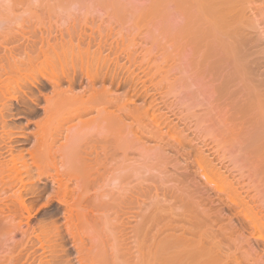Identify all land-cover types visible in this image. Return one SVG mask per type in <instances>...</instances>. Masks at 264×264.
Returning <instances> with one entry per match:
<instances>
[{"label": "rangeland", "instance_id": "1", "mask_svg": "<svg viewBox=\"0 0 264 264\" xmlns=\"http://www.w3.org/2000/svg\"><path fill=\"white\" fill-rule=\"evenodd\" d=\"M182 1L0 0V91L6 92L4 100L0 94V108L5 101L10 108L8 112L0 109L6 120L4 125L0 123V264H157L167 252V257L176 250L182 255L189 250L191 255L194 248L210 250V256L214 255L209 258L211 263L218 259L216 263L222 264H264V0H240L244 6L237 0L244 17L234 11L235 19L241 15L234 20L243 18L237 22L247 29L229 21V28L230 23L235 30L240 26L238 33L227 27L236 40L221 35L222 40L236 41L232 44L236 54L242 47L237 48L238 40L246 35L242 48L246 55L240 51L236 57L238 62L244 55L245 70L231 65L235 52H230L232 61L226 53L230 57L224 58V64L225 54H221L223 60L212 55L214 49H227L228 41L221 42L218 34H211L217 26L209 27L214 29L209 33L207 23L206 34L199 27L200 19L189 14L190 9L196 11L195 5L189 8L185 5L188 0ZM189 1L188 6L200 2ZM202 21L204 24V18ZM197 30L208 35L203 34L202 40L220 39L222 44L215 43L221 48L204 43L212 48L204 51ZM206 50L212 54L206 56ZM65 55L76 57L66 68L71 74L73 68L77 70L73 90L82 92V97L92 90L81 74L80 63L87 56L92 62L98 57L103 60L94 84L89 82L95 85L94 97L100 98L94 107L105 106L101 103L105 87L109 89H105L106 97L113 101L108 106L106 99V105L110 110L120 105L125 117L119 115L125 120L119 125L113 122L115 129L109 118L112 127L100 122L102 115L94 120L98 116L94 109L99 107L70 120L68 115L78 104L60 105L53 113L59 117L52 115L49 122L53 123L48 122L47 131L45 128L44 135L55 139L46 143L49 150L41 147L49 156L45 151L47 156L43 153L33 166L26 151L38 139L36 124L45 119V96L54 98L58 95L52 91L54 87L59 91L69 86L67 79L54 84L51 80H58L56 74L43 62L51 58L58 65ZM217 57L220 65H231L230 69L216 65ZM97 87L102 89L98 95ZM110 110H106L108 114ZM21 150L31 169L29 176L23 172V185L7 171L11 155ZM56 172L62 182L67 180L64 197L57 195ZM203 242L205 247H200ZM159 247L165 254L159 252V256ZM203 254L200 259L204 262L207 256ZM172 257L168 261L163 257L166 261L159 264L195 263L189 255L182 256L184 263L182 257L179 261Z\"/></svg>", "mask_w": 264, "mask_h": 264}, {"label": "bare ground", "instance_id": "2", "mask_svg": "<svg viewBox=\"0 0 264 264\" xmlns=\"http://www.w3.org/2000/svg\"><path fill=\"white\" fill-rule=\"evenodd\" d=\"M174 2H176L175 0H173ZM182 1V0H181ZM185 0H183L182 1V3L184 4L185 2H184ZM193 0H191V2H192ZM194 1H196V0H194ZM199 1V0H198ZM241 1H243V0H241ZM171 2V1H170ZM186 2H187V0H186ZM190 1L188 0V2H187V4L185 3V5H187V7H189V8H193L194 7V5H195V10L197 11L198 9H200V10H198L197 11V15H196V11H193V10H189V12L190 11H192L191 13H189V14H192L193 15V13H194V16L196 17V19L198 20V19H200V20H198V22H199V27H201L202 26V28H203V30H204V32L206 33V34H208V32L209 33H211L214 29H217V27H218V30H220V32L221 33H219V31L218 30H214L211 34L212 35H214L213 33H215V34H218L217 36H219V37H217V38H221V35H223V34H225V35H227V36H229V32L231 33V31H238L240 28V26L239 27H237V28H239L238 30H237V28H236V30H235V27H234V25H236V23L238 24V25H242V23H240L241 22V20H244L243 18L241 19V20H237V21H240V22H237V21H235L236 19H240V16L241 15H239V18L238 17H236V19H235V14L238 12V13H244V11H242V9L239 7V6H241V5H243L244 6V4H242V3H244V1L241 3L240 2V0H239V2L241 3V5L239 4V2L237 1V0H200V2H194V3H192L193 5H191V6H188V3H189ZM237 2H238V5H237ZM199 3H201L200 4V6H199V4H198V9H196L197 7H196V5ZM177 4V3H176ZM176 4H174V6L176 5ZM181 4V3H180ZM179 4V5H180ZM66 5H67V3H66ZM154 5V4H153ZM202 5V6H201ZM158 6V5H157ZM170 6V5H169ZM177 6H178V4H177ZM177 6H175V9H176V7ZM193 6V7H192ZM236 6H238L239 7V10H238V7H237V10L235 9L236 8ZM242 6V7H243ZM203 8V10H204V12H207V14L209 15V17H210V19L213 21H210V19L209 18H207L206 17V13L204 14V12L202 13L201 12V10H202V8ZM188 8V9H189ZM250 8V7H249ZM261 8V7H260ZM157 9V8H156ZM263 9V8H262ZM163 10V9H162ZM182 10V9H181ZM240 10H241V12H240ZM243 10H244V8H243ZM247 10V9H246ZM174 11V10H173ZM199 11H200V13H202V14H200L199 13ZM236 13H235V12ZM176 12H178V11H176ZM176 12H175V14H176ZM260 12V11H259ZM173 13V12H172ZM187 13V12H186ZM233 13H235V14H233ZM238 13H237V16H238ZM243 13H242V16L241 17H244V15H243ZM200 15V18H199V15ZM204 14V17H202V15ZM174 15V14H173ZM192 15H190V16H192ZM207 15V16H208ZM5 17V16H4ZM193 17V16H192ZM191 17V18H192ZM194 17V18H195ZM202 17V18H201ZM173 18V17H172ZM190 18V19H191ZM194 18H192V20L194 19ZM203 18H204V24L203 23H201V21L203 20ZM205 18H207L206 19V21H205ZM252 18V17H251ZM235 19V20H234ZM1 20V19H0ZM183 20V19H182ZM187 20H189V18L187 19ZM192 20H190L189 21V23L192 21ZM231 20H234V22L233 21H231ZM247 20V19H246ZM212 23L211 24V26H210V22ZM229 21L231 22V23H234V25L232 26V25H230L229 24V26H230V28L232 29L231 31H229V27L227 26V23H229ZM0 22H2V21H0ZM179 22V21H178ZM197 22V21H196ZM203 22V21H202ZM208 22H209V24H208ZM186 23H187V21H186ZM186 23H185V25H186ZM192 23H193V21H192ZM192 23L190 24V25H192ZM207 23V24H206ZM240 23V24H239ZM244 23V22H243ZM247 23V22H246ZM246 23H245V26H246ZM254 23V22H253ZM203 24V25H202ZM205 24H206V26H208V32H206L207 31V29H206V27H205ZM214 24V25H213ZM188 25V24H187ZM187 25H186V28H189V26L187 27ZM194 25H195V22H194ZM201 25V26H200ZM249 25V24H248ZM247 25V27H249ZM213 26H215V28L213 27ZM217 26V27H216ZM244 26V24L241 26V28ZM178 27V26H177ZM209 27H213L214 29L213 30H211V28H209ZM229 29H228V28ZM233 27H234V30H233ZM202 28H199V30L201 31V29ZM206 30H205V29ZM245 30L247 29V28H245V27H243ZM184 29H185V27H184ZM32 30V29H31ZM203 30H202V32H203ZM177 31V30H176ZM185 31V30H184ZM191 31V30H190ZM193 31V30H192ZM200 31H198L197 30V33L198 32H200ZM216 31V32H215ZM240 31V30H239ZM242 31V30H241ZM182 32V31H181ZM202 32H200L201 33V35L199 36V37H201L203 34H205L204 32L202 33ZM218 32V33H217ZM68 33V32H67ZM111 33V32H110ZM178 33V32H177ZM186 33V32H185ZM192 33V32H191ZM200 33H198V35L200 34ZM238 33V32H237ZM243 33H245V31L243 32ZM103 34V33H102ZM174 34V33H173ZM189 34V33H188ZM205 34V36L206 37H208V35H206ZM210 34V36L212 37V35ZM240 34V33H239ZM63 35V34H62ZM225 35H223V37L225 36ZM241 35H242V32H241ZM252 35H253V33H252ZM171 36V35H170ZM176 36V35H175ZM179 36V35H178ZM191 36H193V35H191ZM197 36V35H196ZM204 36V35H203ZM203 36L201 37V39H200V41H202L201 43L203 44V46H204V51H205V47H207V48H210L209 46H206V45H204V43H206L207 45H211V46H213L212 48L214 49V48H216V47H218L217 49H219V48H221L220 47V45H218V44H222V43H220V41H218V40H220V39H215V36H213L214 37V39H210V37L209 38H207V40L208 39H210V41L208 42L207 40H206V37H204L205 38V40L203 39L202 40V38H203ZM235 36V35H234ZM243 36V35H242ZM245 34H244V36L243 37H241L240 39H239V37H237V40L239 41V43L237 44L238 45V47L237 48H239L241 45H242V47H240L239 49H237L239 52L237 53V54H239L240 55V51H241V53L243 52H247V51H244V50H242V48L244 47L243 46V43H245L244 42V38H245ZM183 37V36H182ZM185 37V36H184ZM229 37H232V40L233 39H235L236 40V36H235V38L233 37V36H231V34H230V36ZM71 38V37H70ZM102 38V37H101ZM189 38V37H188ZM193 38H195V40H196V37L194 36ZM192 38V39H193ZM74 39V38H73ZM94 39V38H93ZM181 39V38H180ZM231 39V38H230ZM190 40V39H189ZM211 40H214V42H212L213 44H211ZM221 40H222V38H221ZM232 40H222L221 42H227V44L225 43V45H226V47H228L227 49H219V52H218V50H216V49H214V50H212V48H210V50H212L211 52L213 53H211L212 55H217L219 58L221 57V60H223L224 58H229L230 56L229 55H226V53L227 54H231V61H232V59H233V56L236 54V48L234 49V52H235V54H234V52H233V47H236V45L234 46V45H232V44H235V42L234 41H232ZM241 40H243V42L241 41ZM203 41H205V42H203ZM207 41V42H206ZM215 41H216V43H218L217 45H216V43H215ZM240 41L242 42L241 44H240ZM70 42V41H69ZM73 42V41H72ZM94 42V41H93ZM191 42V41H190ZM193 42V41H192ZM196 42V41H195ZM230 42H233V43H231V44H229L228 45V43H230ZM29 43V42H28ZM88 43V42H87ZM115 43V42H114ZM214 43H215V45H214ZM250 43V42H249ZM74 44V43H73ZM111 44V43H110ZM197 44V43H196ZM224 44V43H223ZM240 44V45H239ZM252 44V43H251ZM63 45V44H62ZM224 45V46H225ZM228 45V46H227ZM231 45V46H230ZM246 45V44H245ZM67 46H68V43H67ZM73 46V45H72ZM215 46V47H214ZM222 46V45H221ZM233 46V47H232ZM248 46V45H247ZM252 46V45H251ZM250 46V47H251ZM50 47V46H49ZM63 47V46H62ZM65 47H66V45H65ZM79 47V46H78ZM77 47V48H78ZM88 47V46H87ZM107 47V46H106ZM170 47H171V45H170ZM175 47V46H174ZM179 47V46H178ZM264 47V46H263ZM72 48V47H71ZM202 48V47H201ZM200 48V49H201ZM222 48H224V47H222ZM230 48V49H229ZM246 48V47H245ZM253 48V47H252ZM103 49V48H102ZM105 49V48H104ZM194 49V48H193ZM196 50H198L197 48H195ZM66 50V49H65ZM100 50V49H99ZM106 50V49H105ZM113 50V49H112ZM209 50V49H208ZM208 50H206L207 51V53H206V56H207V54H209V55H211L210 53H209V51ZM215 50H216V52H215ZM223 50V51H222ZM225 50H227V52H225ZM229 50V51H228ZM231 50V51H230ZM252 50V49H251ZM49 51V50H48ZM52 51V50H51ZM72 51V50H71ZM84 51V50H83ZM88 51V50H87ZM103 51V50H102ZM201 51V50H200ZM222 53H221V52ZM62 52V51H61ZM74 52V51H73ZM82 52V51H81ZM89 52V51H88ZM90 52H93V51H90ZM216 54H215V53ZM217 52H218V54H217ZM224 52V53H223ZM230 52H232L234 55H232V53H230ZM76 53V52H75ZM83 53V52H82ZM98 53V52H97ZM96 53V54H97ZM118 53V52H117ZM198 53V52H197ZM219 53H220V55H219ZM66 54V53H65ZM93 54V53H92ZM221 54L223 55V54H225V55H223V59H222V56H221ZM236 54V55H237ZM245 55H246V53H244ZM248 54H249V52H248ZM247 54V55H248ZM255 54V53H254ZM59 55V54H58ZM86 55H88V54H86ZM108 55V54H107ZM202 55V54H201ZM204 56H205V52H204V54H203ZM208 55V56H209ZM234 56V60L232 61L233 63H231L229 60L227 61V62H229V63H231V65L233 64V65H235L236 66V68L238 67L237 65H240V67H242V69H246V67L244 68V65L245 64H243L244 62L242 61V57L244 56V55H241L240 57V59L239 58H237V61H238V59L240 60V61H238V62H241L242 64H243V66H241L242 64L241 63H238V62H236V57H239V55H237V56ZM80 56V55H79ZM88 56H90V54L88 55ZM86 57V60H85V63L83 64L81 61L82 60H80V65H79V69H80V71H81V74H83V76H85L86 77V79L88 80V84H87V86H89L90 87V85H91V90H92V93H91V91H88L87 92V96H88V98L86 99V97H82V92L81 93H75L74 92V90H75V87L73 86L74 85V83H75V78H74V73H76V69L75 68H73V74H71V72H69L68 71V68H66V66H67V64L68 63H70V62H72V60L73 59H75L76 57L75 56H73L72 57V55L71 56H66L65 55V57H63L62 59H60V60H58V62H59V64L58 65H56L55 64V62H52V61H50V59H48V58H45L44 59V62L43 61H41V62H43L44 63V65H45V68L47 67L48 68V70L51 72V73H55V74H53V75H55L56 76V78L58 79V80H56L55 79V81H53V80H51L54 84H57V85H59V82H61V80H63V79H67V80H69L68 82H69V86L66 88V90H64L63 88H62V90H59L60 88L59 87H57V90H59V91H54V90H56L55 88L56 87H54V89L52 90L53 92H56L58 95H54L53 97L54 98H52V96L50 97H47V96H45V100H46V105L44 106V114H45V116L43 117V118H45L44 120H43V122H41V123H37L36 124V127H37V132L35 131V135L37 136H35L36 138H38L35 142H36V144H34V146L32 147V148H30L29 150H27L26 152L27 153H29V157H30V160H31V162H32V165L34 164L35 166H37L36 164H38V163H36V162H38V161H36V160H39L41 157H42V155H44L49 149H48V147H46V143H53V141L55 140H53V136H49V135H44V133H45V128H46V131L48 130L47 128H49L50 127V125H48V122L50 121V119H51V117H52V115H53V117L56 115H59L58 113L57 114H53V113H56L55 112V110H56V108H58V106H59V108H60V105L61 106H67L68 104H73L74 105V103L75 104H78L77 106H76V108L75 109H73V110H69L70 112H72V113H70V112H68L67 113V115L70 117V120H73V118H79V116H82V115H84V114H88V113H90V111L91 110H93V107H94V102H98L99 100H100V98L98 99V101H97V98H95L94 96H95V92H94V89L93 88H95L94 86L92 87V84H89V82L90 83H92L93 82V80H94V77H96V79H97V75H98V72L97 71H99L98 69H99V67H101L100 66V64H101V62L103 61H101L100 60V57H98L99 58V60L97 61V60H94V62H92V60L91 59H89L88 60V58L89 57ZM205 56V57H206ZM224 56H226V57H224ZM229 56V57H228ZM252 56H254V55H252ZM257 56V55H256ZM75 57V58H74ZM96 57V58H97ZM144 57V56H143ZM181 57V56H180ZM210 57V56H209ZM216 58L217 59V61H216V65L218 64V66H222V64H224L225 63V60L226 59H224L223 60V63L220 65V62H222V61H219L218 59L219 58ZM36 58V57H35ZM77 58H78V56H77ZM94 58V57H93ZM101 58H102V56H101ZM213 58H215V57H213ZM252 58V57H251ZM256 58V57H255ZM29 59V58H28ZM79 59V58H78ZM203 59V58H202ZM249 59V58H248ZM40 60V59H39ZM52 60V59H51ZM109 60V59H108ZM112 60V59H111ZM134 60V59H133ZM132 60V61H133ZM148 60V59H147ZM244 60V59H243ZM258 61H259V59H257ZM54 61V60H53ZM110 61V60H109ZM248 61V60H247ZM250 61V60H249ZM261 61V60H260ZM41 62H40V64H41ZM84 62V61H83ZM145 62V61H144ZM198 62V61H197ZM204 62V61H203ZM235 62L237 63V64H235ZM34 63V62H33ZM117 64V62H114V64ZM121 63V62H120ZM136 63V62H135ZM31 64V63H30ZM107 64V63H106ZM72 65V64H71ZM111 65V64H110ZM113 65V64H112ZM118 65V64H117ZM231 65H225V66H222V67H224V68H226L227 66V68L228 69H230V66ZM106 66V65H105ZM119 66V65H118ZM139 66V65H138ZM195 66V65H194ZM252 66V65H251ZM258 66V65H257ZM42 67V66H41ZM58 67H59V70H58ZM69 67V66H68ZM121 67V66H120ZM180 67V66H179ZM232 67H234V66H232ZM231 67V68H232ZM240 67H238V68H240ZM219 68V67H218ZM223 68V69H224ZM235 68V67H234ZM234 68H232V69H234ZM237 68V69H238ZM35 69V68H34ZM75 69V70H74ZM108 69V68H107ZM241 68L239 69V70H242ZM253 69V68H252ZM43 70H46V69H43ZM143 70V69H142ZM212 70V69H211ZM210 70V71H211ZM243 70V71H244ZM79 71V70H78ZM124 71V70H123ZM232 71V70H231ZM234 71H235V69H234ZM34 72V71H33ZM39 72V71H38ZM133 73V72H132ZM232 74V73H231ZM259 74V73H258ZM263 74V73H262ZM19 75V74H18ZM42 75H43V73H42ZM116 75V74H115ZM129 75V74H128ZM241 75V74H240ZM256 75V74H255ZM10 76V75H9ZM27 76H28V74H27ZM51 76V75H50ZM131 76V75H130ZM182 76V75H181ZM128 77V76H127ZM21 78V77H20ZM45 78V77H44ZM52 78V77H51ZM108 78V77H107ZM259 78V77H258ZM95 79V80H96ZM112 79V78H111ZM261 79V78H260ZM36 80V79H35ZM64 80V81H65ZM137 80V79H136ZM223 80V79H222ZM8 81V80H7ZM16 81V80H15ZM28 81H29V79H28ZM50 81V82H51ZM123 81V80H122ZM249 81V80H248ZM48 82V81H47ZM226 82V81H225ZM2 83H3V81H2ZM26 83V82H25ZM110 83V82H109ZM144 83H145V81H144ZM233 83V82H232ZM255 83V82H254ZM27 84V83H26ZM52 84V83H51ZM53 84V85H54ZM93 84H94V82H93ZM224 84V83H223ZM234 84V83H233ZM244 84V83H243ZM257 84H258V82H257ZM5 85V84H4ZM35 85V84H34ZM219 85V84H218ZM230 85V84H229ZM20 86V85H19ZM24 86V85H23ZM56 86V85H55ZM87 86L86 87H83V88H87ZM133 86V85H132ZM137 86V85H136ZM234 86H236V85H234ZM239 86V85H238ZM252 86V85H251ZM16 87V86H15ZM28 87V86H27ZM74 87V88H73ZM143 87V86H142ZM8 88H9V86H8ZM19 90H20V88L19 87H17ZM59 88V89H58ZM102 88H104L103 90L101 89V87H99V89H98V87L96 88L97 90H98V92H99V90L101 89L102 91H101V93L102 94H104L103 96H107L109 93H106L105 94V92H106V90H108L107 92H109V89H106L105 87H102ZM262 88V87H261ZM18 89H17V91H18ZM74 89V90H73ZM95 89V90H96ZM106 89V90H105ZM131 89V88H130ZM256 89V88H255ZM97 90H96V93H97ZM248 90V89H247ZM3 91H5V90H3ZM79 91V90H78ZM251 91V90H250ZM22 92H24V90L22 91ZM74 92V93H73ZM77 92V91H76ZM252 92V91H251ZM258 92V91H257ZM3 93V95H1V96H3L1 99H6V97H5V94H6V92L4 93V92H1L0 91V94H2ZM55 93V94H56ZM69 93V94H68ZM89 93V94H88ZM10 94V93H9ZM85 94H86V91H85ZM91 94V95H90ZM98 94H100V92L99 93H97V95ZM101 94V95H102ZM146 94V93H145ZM100 95V96H101ZM258 95H261V94H258ZM9 96V95H8ZM55 96H57L56 98H55ZM104 97L105 98V100L107 101V103L108 102H111L110 104H113V101H112V99L110 98V100L107 98V97ZM164 96V95H163ZM250 96V95H249ZM5 97V98H4ZM123 97V96H122ZM251 97V96H250ZM83 98H84V100H83ZM101 98L102 99H104L102 96H101ZM244 98H246V97H244ZM252 98V97H251ZM254 98V97H253ZM258 98V97H257ZM0 99V100H1ZM85 99H86V101H85ZM96 99V100H95ZM121 99V98H120ZM44 100V101H45ZM93 100H95V101H93ZM101 101V103H105V106L108 108V106L110 105L109 103L107 104L106 103V101ZM244 100V99H243ZM262 100V99H261ZM118 101V100H117ZM134 101V100H133ZM258 101V100H257ZM73 102V103H72ZM125 102V101H124ZM123 102V103H124ZM151 102V101H150ZM251 102V101H250ZM100 103V102H99ZM128 103V102H127ZM249 103V102H248ZM108 106H107V105ZM126 104V103H125ZM171 104V103H170ZM246 104V103H245ZM258 104V103H257ZM100 105V104H99ZM104 105V104H103ZM117 105V104H116ZM95 106H97V104H95ZM105 106H102L103 108H100L99 106V109H94V110H96L95 111V113L98 115L94 120H96L98 117L99 118H101L102 116V118H105V119H102L101 118V121L100 122H105L104 124H108L109 125V123H108V121L110 122V124L111 123H117V125H119V124H121V123H119L118 124V122L120 121V122H122L123 120H125V119H123L122 120V116L124 115V113H125V109H122V107L120 106V105H118L120 108V110L119 111H117V113H116V111H114L115 109L116 110H118L117 109V107H115V109H113V110H110L109 108L107 109ZM111 106V105H110ZM113 106V105H112ZM74 107V106H73ZM98 107H94V108H98ZM104 107L106 108V110H108V112H109V110L110 111H112L111 112V114H113V112H115L114 114H116V115H111V114H108V112L106 111V113L107 114H105V111H102V109L104 110ZM124 107V106H123ZM64 108V107H63ZM62 108V109H63ZM68 108V107H67ZM126 108V107H125ZM161 108V107H160ZM235 108V107H234ZM1 109V111L3 112L4 110H6V112H8V111H10V108H9V105L6 103V101L5 102H2V108H0ZM64 109H66V108H64ZM63 109V110H64ZM101 109V110H100ZM264 109V107L262 108V110ZM59 110V109H58ZM94 110H93V112H94ZM124 112H122V111ZM67 111V110H66ZM127 111V110H126ZM59 112H60V110H59ZM74 112V113H73ZM119 112H121V114H123L122 116H120L119 115ZM262 112V111H261ZM92 113V112H91ZM132 113V112H131ZM142 113V112H141ZM236 113V112H235ZM263 113V112H262ZM129 112L127 111L126 112V117H128L129 115ZM102 115V116H101ZM263 115V114H262ZM2 116V117H1ZM60 116H62V115H60ZM67 116V117H68ZM101 116V117H100ZM0 117L2 118V120H0V123H2L3 125L5 124V117L3 116V113H0ZM53 117H52V119H53ZM57 117H59V116H57ZM122 117V118H121ZM124 117H125V115H124ZM130 117V116H129ZM132 117V116H131ZM251 117H253V116H251ZM72 118V119H71ZM98 118V119H99ZM109 118V119H108ZM67 119H69V118H67ZM66 119V120H67ZM106 119H108V121L106 120ZM256 119V118H255ZM258 119V118H257ZM261 119V118H260ZM105 120V121H104ZM107 121V122H106ZM112 121V122H111ZM52 123H53V121H51ZM51 122H49L50 124H52ZM56 122V121H55ZM89 122V121H88ZM92 122V121H91ZM256 122V121H255ZM259 122V121H258ZM81 123V122H80ZM79 123V124H80ZM113 123V124H114ZM259 123H261V122H259ZM65 124V123H64ZM67 124V123H66ZM73 124V123H72ZM76 124V123H75ZM111 124V125H109L110 127H112V128H114L115 127V125L116 124ZM2 125V126H3ZM47 125H48V127H47ZM81 125V124H80ZM91 125V124H90ZM96 125H98V124H96ZM116 125V126H117ZM129 125V124H128ZM1 126V127H2ZM79 126V125H78ZM93 126V125H92ZM131 126H132V124H131ZM60 127V126H59ZM75 127V126H74ZM73 127V128H74ZM80 127V126H79ZM85 127H87V126H85ZM106 127V126H105ZM107 128H109V127H107ZM120 128V127H119ZM139 128V127H138ZM259 128V127H258ZM67 129V128H66ZM90 129V128H89ZM99 129H101V128H99ZM104 129V128H103ZM102 129V130H103ZM115 129V128H114ZM128 129V128H127ZM42 130V134H40V132L38 133V131H41ZM60 130V129H59ZM63 130V129H62ZM79 130V129H78ZM143 130V129H142ZM8 131V130H7ZM12 131V130H11ZM44 131V132H43ZM96 131V130H95ZM107 131H108V129H107ZM112 131H115L116 132V130H112ZM49 132V131H48ZM70 132V131H69ZM74 132V131H73ZM98 132V131H97ZM100 132V131H99ZM103 132V131H102ZM121 132V131H120ZM32 133V132H31ZM52 133V132H51ZM49 134V133H48ZM53 134V133H52ZM109 134H110V131H109ZM6 135L7 136H9L10 137V135H11V132H7L6 133ZM67 135V134H66ZM93 135V134H92ZM91 135V136H92ZM98 135V134H97ZM112 135H113V133H112ZM106 136V135H105ZM108 136V135H107ZM117 136H118V134H117ZM125 136V135H124ZM160 136V135H159ZM82 137V136H81ZM89 137V136H88ZM88 137H86V139L88 138ZM109 137V136H108ZM35 138V139H36ZM34 139V140H35ZM83 139V138H82ZM85 139V140H86ZM106 139V138H105ZM120 139V138H119ZM53 140V141H52ZM78 140V139H77ZM96 140V139H95ZM104 140V139H103ZM117 140V139H116ZM263 140V139H262ZM105 141V140H104ZM134 141V140H133ZM16 142V141H15ZM88 142V141H87ZM136 142V141H135ZM260 142V141H259ZM61 143V142H60ZM83 143V142H82ZM81 143V144H82ZM65 144V143H64ZM76 145H77V143H75ZM79 144V143H78ZM80 144V145H81ZM113 144V143H112ZM31 145V144H30ZM60 145V144H59ZM163 145V144H162ZM257 145H259V144H257ZM70 146V145H69ZM68 146V147H69ZM94 146V145H93ZM104 146V145H103ZM133 146V145H132ZM146 146V145H145ZM41 147H46V149H48V150H46L45 148V153L42 151L43 149H41ZM49 147H51V145L49 146ZM87 147H88V144H87ZM106 147V146H105ZM114 147H115V145H114ZM124 147H125V145H124ZM85 148V147H84ZM90 148V147H89ZM149 148V147H148ZM86 149H88V148H86ZM85 149V150H86ZM110 149V148H109ZM150 149V148H149ZM148 149V150H149ZM64 150V149H63ZM67 150V149H66ZM62 151V150H61ZM102 151V150H101ZM118 151V150H117ZM121 152V151H120ZM141 152V151H140ZM12 153V152H11ZM44 153V154H43ZM48 153V152H47ZM61 153V152H60ZM63 153V152H62ZM88 153V152H87ZM95 153V152H94ZM17 154V153H16ZM16 154H14V155H11V157H10V161L8 160V168H7V171L10 173V176L13 178V180L15 179L16 181L18 180L20 183H21V185H23V172H24V174H27V176H29V174H31V169H30V164H28V162L26 161V158L24 157V154H23V152H22V150L21 151H19V153L16 155ZM71 154V153H70ZM76 154H77V152H76ZM61 155V154H60ZM104 155V154H103ZM44 156H47V154H45ZM48 156H49V153H48ZM65 156V155H64ZM148 156V155H147ZM150 156V155H149ZM154 157V156H153ZM151 158V157H150ZM161 158V157H160ZM52 159V158H51ZM66 159V158H65ZM127 159V158H126ZM131 159V158H130ZM146 159V158H145ZM92 160V159H91ZM160 160V159H159ZM65 161V160H64ZM68 161L70 162V160L68 159ZM147 162V161H146ZM17 163H20V166H17ZM133 163V162H132ZM135 163V162H134ZM143 163H145V162H143ZM143 163H142V165H143ZM156 163V162H155ZM33 165V166H34ZM63 165V164H62ZM61 165V166H62ZM74 165V164H73ZM152 165V164H151ZM65 166V165H64ZM83 166V165H82ZM133 165H131V167H132ZM38 167H39V165H38ZM71 167V166H70ZM142 167V166H141ZM155 167V166H154ZM37 168V167H36ZM40 168V167H39ZM66 168V167H65ZM165 168V167H164ZM62 169V168H61ZM77 169V168H76ZM158 169V168H157ZM133 170V169H132ZM136 170H137V168H136ZM143 170V169H142ZM65 172H67V171H65ZM64 172V173H65ZM139 172H140V170H139ZM57 173V172H56ZM61 173V172H60ZM130 173V172H129ZM143 173V172H142ZM152 173V172H151ZM155 173V172H154ZM128 174V173H127ZM133 174V173H132ZM144 174V173H143ZM7 175V174H6ZM9 175V174H8ZM57 176L59 175L58 173L56 174ZM162 175V174H161ZM60 176V175H59ZM59 176L57 177V178H54V180H55V182H57L58 183V185H59V190H60V192H61V194H60V192L58 191V193L59 194H57V195H64V194H66V192H67V180L66 181H63L62 182V179H61V176H60V178H59ZM68 176V175H67ZM66 176V177H67ZM11 179V178H10ZM69 179V178H68ZM127 181V180H126ZM152 181V180H151ZM139 182V181H138ZM153 182V181H152ZM151 183V182H150ZM78 185V184H77ZM139 185V184H138ZM26 186V185H25ZM24 186V187H25ZM79 186V185H78ZM140 186H142V185H140ZM164 186V185H163ZM171 186V185H170ZM77 187V186H76ZM27 188V187H26ZM69 188V187H68ZM74 188V187H73ZM141 188V187H140ZM161 188V187H160ZM78 189V188H77ZM159 193V192H158ZM178 193V192H177ZM186 193V192H185ZM188 193V192H187ZM186 193V194H187ZM19 194V193H18ZM56 195V196H57ZM62 195V196H63ZM176 195V194H175ZM19 196H21V195H19ZM158 196V195H157ZM181 196V195H180ZM59 197V196H58ZM64 197V196H63ZM22 199V198H21ZM152 199V198H151ZM62 200V199H61ZM149 200V199H148ZM147 201V200H146ZM162 201V200H161ZM157 202V201H156ZM180 203V202H179ZM174 204V203H173ZM254 204V203H253ZM256 204H258V203H256ZM148 205V204H147ZM181 205V204H180ZM183 205H185V204H183ZM156 206V205H155ZM178 207V206H177ZM263 208V207H262ZM195 209H193V211H194ZM257 210V209H256ZM260 210H262V209H260ZM155 211H157V210H155ZM163 211V210H162ZM203 212V211H202ZM257 212V211H256ZM184 214H186L185 212H184ZM191 214H192V212H191ZM161 215V214H160ZM182 215V214H181ZM202 215V214H201ZM152 216V215H151ZM161 217V216H160ZM192 217V215L190 216V218ZM257 217V216H256ZM208 218V217H207ZM197 219V218H196ZM141 220V219H140ZM199 220V219H198ZM260 220V219H259ZM259 220H257V222L259 223L260 221ZM159 221V220H158ZM141 222V221H140ZM186 222V221H185ZM184 222V223H185ZM202 222V221H201ZM190 223V222H189ZM200 224V223H199ZM256 224V223H255ZM165 225V224H164ZM198 225V224H197ZM261 225V224H260ZM260 225L258 224L257 226H259L260 227ZM195 226V225H194ZM199 226V225H198ZM257 229V228H256ZM260 230V229H259ZM136 231V230H135ZM176 231V230H175ZM205 231V230H204ZM257 231V230H256ZM182 232H183V230H182ZM168 233V232H167ZM173 233V232H172ZM191 233V232H190ZM205 233V232H204ZM259 233V232H258ZM261 233V232H260ZM148 234H149V232H148ZM172 235H174V234H172ZM199 235V234H198ZM259 235V234H258ZM136 237V236H135ZM144 237V236H143ZM170 237V236H169ZM177 237V236H176ZM182 237V236H181ZM191 237V236H190ZM207 237V236H206ZM211 237V236H210ZM160 238H162V237H160ZM175 238V237H174ZM167 239V238H166ZM176 239V238H175ZM141 240V239H140ZM162 240V239H161ZM177 240H178V238H177ZM188 240V239H187ZM208 240V239H207ZM138 241V240H137ZM164 242H166L165 240H164ZM161 243H163V242H161ZM170 243V242H169ZM173 243V242H172ZM191 243V242H190ZM179 244V243H178ZM178 244H176L177 245V247L179 246ZM197 244H200L199 242L197 243ZM205 243L203 242V245H199L200 247H205V245H204ZM163 245V244H162ZM169 245V244H168ZM195 245V244H194ZM210 245V244H209ZM157 246V245H156ZM164 246L165 247H163L164 249H166V244H164ZM198 246V247H199ZM140 247V246H139ZM162 247H159V248H162ZM173 247V246H172ZM185 247V246H184ZM190 247H192V246H190ZM197 247V246H196ZM197 247V248H198ZM158 248V249H159ZM162 248V250L160 249L159 251H157V253L159 254V252H161L162 254H165L164 253V249ZM175 248V247H174ZM178 248H180V246L178 247ZM155 249V248H154ZM182 249V248H181ZM192 249V248H191ZM190 249V250H191ZM195 249L196 248H194V252H193V250H192V252H193V254H192V252H190L191 253V255L189 254V253H187V252H189V250H186L184 253H185V255H182V254H179L180 252H178L177 250H176V252H178V253H176V252H174V253H176L177 255V257L174 255V253H173V255H171L172 254V252H171V257H172V259L173 258H176V260L177 259H179L180 257H184V258H188L187 256L189 255V258H192L193 259V261H195V263H192V260L191 261H189V264H214V262H215V264H222V263H216V261H218V259L216 260V261H214L213 263H211V259H209L210 257H212V259H213V253H212V255L213 256H210L211 255V253H209L210 252V250L209 251H206V250H208V249H205V251H198L197 249V252H195ZM213 249V248H212ZM224 249V248H223ZM179 250V249H178ZM199 250H201V248H199ZM229 250V249H228ZM153 251V250H152ZM169 251H171V250H169ZM182 252V251H181ZM159 254V256L160 255H162V254ZM183 253V254H184ZM203 253H205L206 254V258L205 259H203L204 260V262L202 261V258L200 259V257L201 256H203L204 254ZM215 253V252H214ZM149 254V253H148ZM158 254H156L157 255V257L156 258H158L159 256H158ZM167 254H168V252H167ZM167 254H165L163 257H166L167 258V261L169 260L168 258H171L170 256L169 257H167L168 255ZM186 254H188L187 256H186ZM180 255V256H179ZM182 255V256H181ZM209 255V256H208ZM186 256V257H185ZM191 256V257H190ZM205 256V255H204ZM155 257H153L154 259H155ZM163 257H161V259H160V261L162 260V262H163V260L164 261H166L165 260V258L163 259ZM181 258L180 259V261L181 262H183V260H184V258ZM216 258H217V256H216ZM236 258V257H235ZM124 259V258H123ZM143 259V258H142ZM152 259V258H151ZM153 259V260H154ZM171 259V260H172ZM215 259V258H214ZM158 260H159V258H158ZM189 260V259H188ZM220 260V259H219ZM228 260V259H227ZM122 261V260H121ZM156 261V260H155ZM159 261V262H160ZM172 261H174V259L172 260ZM177 261H179V260H177ZM185 261H187V260H185ZM199 261V262H198ZM202 261V262H201ZM213 261V260H212ZM131 262V261H130ZM150 262V261H149ZM159 262L157 263V264H159ZM181 262H179V263H181ZM147 263V262H146ZM164 263V262H163ZM184 263V262H183ZM188 263V262H187ZM124 264V263H123ZM167 264V263H166Z\"/></svg>", "mask_w": 264, "mask_h": 264}]
</instances>
